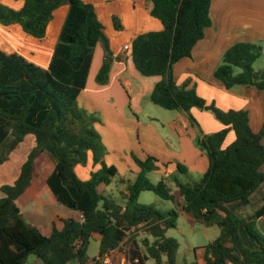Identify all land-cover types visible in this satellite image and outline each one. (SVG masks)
Here are the masks:
<instances>
[{"label": "trees", "instance_id": "16d2710c", "mask_svg": "<svg viewBox=\"0 0 264 264\" xmlns=\"http://www.w3.org/2000/svg\"><path fill=\"white\" fill-rule=\"evenodd\" d=\"M20 10L0 3V24H19L29 35L44 39L54 18V12L69 5L48 69L27 61L19 54L0 50V163L28 134L36 137L37 145L24 163L13 185L0 189V264H28L36 256L42 264H90L88 253L94 234L101 236L96 264L114 250L129 245L131 264H178L180 243L168 237L177 227L179 212L163 211L155 205L139 202L143 192H154L163 200L176 201L166 179L154 184L148 174L159 169V160L148 156L142 161L135 157L140 172L134 183L122 193L123 202L100 192L101 185H110L117 175L115 166L105 162L106 149L95 124L96 114L81 108L78 97L86 87L95 48L101 44L104 61L96 81L105 85L110 80L115 60L105 26L92 4L83 0H23ZM153 17L164 26L161 31L138 35L131 52L137 70L143 76H159L151 101L166 110L190 113L193 108L214 114L225 128L211 134H200L198 146L209 159V169L200 181H173L179 187V208L194 224L217 226L219 236L203 247L204 264H264V235L257 228V219L244 221L228 208V204H249L251 196L264 185V123L254 132L247 110H223L215 102L208 103L190 82L178 85L174 65L192 56L196 44L205 37L213 24L212 0H152ZM116 29L122 25L114 17ZM264 55V46L240 42L229 48L215 71V78L231 90L236 87H255L264 91V67L254 64ZM194 125L196 119L191 115ZM231 130L236 139L224 143ZM44 153L54 161L46 177L49 195L46 204H61L70 209L63 218V227L56 223L50 231L30 223L18 203L33 186L40 184L38 159ZM90 154L99 170L88 181L76 173L78 165H87ZM167 166V164H165ZM180 174L188 168L177 163ZM180 208V209H181ZM140 234L148 237L138 241ZM185 264H200L198 259Z\"/></svg>", "mask_w": 264, "mask_h": 264}, {"label": "crops", "instance_id": "0c3cea01", "mask_svg": "<svg viewBox=\"0 0 264 264\" xmlns=\"http://www.w3.org/2000/svg\"><path fill=\"white\" fill-rule=\"evenodd\" d=\"M83 1L94 6L99 20L105 26L115 60L112 64L109 82L105 85L98 84L96 77L103 65L104 49L101 44L96 46L87 84L81 91L78 102L81 108L100 118V122H97L95 126L101 132L106 146L124 156L125 148L122 141L134 140L135 127H142V113L146 110V106L150 108V104L153 103L151 95L155 85L161 80L159 76H143L134 64L130 49L138 35L150 31H161L164 26L151 14L154 7L152 0ZM0 3L16 10H20L24 6L23 0H0ZM68 12L69 5H63L54 12V18L48 26L47 35L42 40L27 34L19 24L8 26L0 24V50L7 54H19L27 61L48 69ZM210 15L213 21L212 26L205 30V37L196 44L192 56L183 58L174 65V79L178 85L189 81L190 88L196 86L198 93L208 103L215 102L223 110L244 109L249 111L251 127L254 132H259L264 123V91L255 87L242 86L229 90L215 78V71L222 63L226 51L236 43L251 42L264 46V0H212ZM114 17L119 19L122 25L121 30L116 29ZM126 45L130 46L129 50L125 49ZM175 112L176 115L173 119L167 121L173 136L169 135L165 139L162 133L151 125L146 126L144 131L138 130L144 151L158 157L160 155L161 159H164H160L163 161L162 163H170L167 165L168 167L174 163L171 161L172 159H178L189 168V173L204 175L208 171L210 163L206 153L198 146L197 139L200 134L215 133L223 130L225 126L216 119L214 114L206 110L193 108L190 113ZM191 115L196 119V125L192 122ZM146 117L153 121L159 119L152 114H148ZM235 139L236 134L234 130H231L224 147L229 146ZM151 141L159 143L165 156H161L163 152L156 151L153 146H146V143ZM226 144L228 145L226 146ZM36 145V137L33 134H28L10 153L9 158L0 163V188L3 185H13L16 182L24 163ZM168 154L169 157L166 156ZM90 162L91 155L88 165ZM165 166L163 165V167ZM167 166L166 169H168ZM130 167L136 172H140V167L133 162H130ZM261 169L264 172V166ZM165 172V174L169 173L167 170ZM100 187L99 190L102 192ZM30 191L41 195V197L45 195L48 197L49 188L46 179L44 182L40 181L39 185L33 186ZM261 192H264V185L260 186L251 196L249 204L236 202L227 206L231 210V206L234 204L240 212L244 207L251 206L252 201L261 198ZM122 193H126V190ZM3 197L4 193L0 189V199ZM33 205L37 210H40L43 207L61 204H46L43 201ZM262 207H264V203H260L258 208L241 218L244 221L253 220L255 213ZM20 209L26 218L24 210L21 207ZM70 212L64 215L54 213L52 227L55 222L56 226L60 228L63 223L62 219L67 217L66 215ZM261 222H264V215L257 219L258 227ZM45 229L50 231L52 228ZM198 261L200 264H204L203 252L198 256ZM37 262L36 264H42L40 260Z\"/></svg>", "mask_w": 264, "mask_h": 264}, {"label": "rangeland", "instance_id": "374dc122", "mask_svg": "<svg viewBox=\"0 0 264 264\" xmlns=\"http://www.w3.org/2000/svg\"><path fill=\"white\" fill-rule=\"evenodd\" d=\"M264 67V55L257 60V62L254 64V68L256 70H261ZM148 114H152V116H155L159 118L158 120H150L148 117H146ZM176 115L175 111L166 110L160 106H157L156 104L151 103L150 108L146 106V110L142 113V127H135V136L134 140H123V146L125 148L124 156L120 154V152L114 151V149H109L106 144L104 143L103 136L99 129L96 130L101 134L103 144L105 146V162L108 166H115L119 173H117L116 176L113 177V182L110 185H101L100 189L101 191L106 195L114 198V200L118 203L123 202L122 192L127 189L128 185L131 183H134L138 177L139 172H136L135 169H132L130 167V162H133L136 166L139 167L138 163L135 160V157L144 161L147 159L148 156H154L159 160V169L152 171L148 174L149 179L152 183L158 184L160 180L166 179L168 188L176 198V201H169V200H163L159 196H157L154 192H143L140 195L139 202L146 205H155L158 209L163 211H171L176 209L179 212V218L177 227L174 229H171L167 236L176 238L180 243V249L178 252V258L177 263L178 264H185L189 262H193L194 260L198 259V256H200L203 252V247L208 245L210 242L214 241L220 234V229L217 226L214 227H205L199 223H192L189 219V217L185 214V212L182 211V208L180 209L178 206V202H181L180 197V190L179 187L176 185V183L172 180L174 176H178L182 179L183 182H196L200 181L204 175L190 172L188 174H180L177 168V163H181L178 159H172L171 161L174 162L172 165L166 169L163 167L165 163H162L164 159H161L160 155L155 156L150 153H146L144 151V146L141 143L138 130L141 129L142 131L145 130V127L148 125H151L153 128H157L162 135L165 137V139L172 135L173 133L170 130V126L167 124L168 120L173 119V117ZM154 125H152V124ZM96 125V124H95ZM130 129V128H129ZM138 134V136H137ZM177 140V139H176ZM146 146H153L155 150L162 151V147L159 145V143L156 142H149L146 143ZM167 144V143H166ZM168 145V144H167ZM228 144H226L227 146ZM169 146V145H168ZM163 152V151H162ZM5 152L0 154V157L3 156ZM45 156L41 155V159L39 162V169H38V178L39 181L44 182L47 175L49 174L50 169L54 165V161L48 156V154L44 153ZM91 155V154H90ZM123 156V157H122ZM165 156V153L163 152V155ZM166 156H170L169 154ZM38 159V160H39ZM161 159V160H160ZM170 163H167L169 165ZM182 165H185L181 163ZM186 166V165H185ZM78 168H76L77 175L84 181H88L92 177V172H95L101 168V166L98 164L96 165L94 163L93 156L91 155V162L88 165H78ZM187 167V166H186ZM188 168V167H187ZM169 172L168 174H165L166 171ZM189 171V168H188ZM261 198H257L254 201H252L251 206H246L242 211H238L237 206L232 204L231 210L235 214H237L240 217H245L249 212H252L254 209L258 208L260 203H264V192L260 193ZM47 198V195L41 197V195H36L32 191H30L24 199H22L19 202V206L24 210V214L30 223H36L38 225L43 226L44 228L50 229L52 228V215L54 213L57 214H67V212L70 211L69 208L63 206V205H56V206H49V207H43L40 210H37L36 207H34V203L40 202L42 203ZM63 209V210H61ZM67 216V215H66ZM257 226V225H256ZM63 227V223L60 225V228ZM257 228L260 230V232L264 235V222H261L259 227ZM148 236L140 234L138 241H142L144 238ZM100 240L101 236L99 234H94L93 237L90 240L88 253L91 258L90 264H96L95 258L99 255L100 251ZM128 248L129 245L123 244L121 246V249H117L112 251L103 261L101 264H131L130 259L128 256ZM36 256H30L28 260V264H36L37 262ZM42 263V262H41ZM147 264H155L153 260H149Z\"/></svg>", "mask_w": 264, "mask_h": 264}, {"label": "built area", "instance_id": "2783aa9c", "mask_svg": "<svg viewBox=\"0 0 264 264\" xmlns=\"http://www.w3.org/2000/svg\"><path fill=\"white\" fill-rule=\"evenodd\" d=\"M125 49H126V50H129V49H130V46H129V45H126V46H125Z\"/></svg>", "mask_w": 264, "mask_h": 264}]
</instances>
